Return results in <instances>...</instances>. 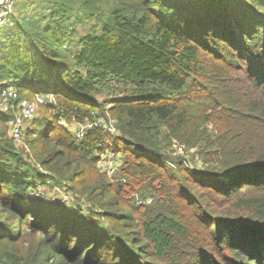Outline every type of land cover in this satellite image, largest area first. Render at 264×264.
<instances>
[{
  "label": "trees",
  "instance_id": "1",
  "mask_svg": "<svg viewBox=\"0 0 264 264\" xmlns=\"http://www.w3.org/2000/svg\"><path fill=\"white\" fill-rule=\"evenodd\" d=\"M17 11L0 81L47 104L29 152L0 111V264H264V0ZM96 119L116 132L76 136ZM110 150L114 178L98 167Z\"/></svg>",
  "mask_w": 264,
  "mask_h": 264
},
{
  "label": "built area",
  "instance_id": "2",
  "mask_svg": "<svg viewBox=\"0 0 264 264\" xmlns=\"http://www.w3.org/2000/svg\"><path fill=\"white\" fill-rule=\"evenodd\" d=\"M20 0H0V30L9 31L16 25L17 9ZM19 94L15 87L9 86L6 82L0 81V111L4 113H13L14 120L11 122L9 134L16 143L28 150L26 142V131L29 124L39 115L43 106L47 104V97L36 95L32 101L17 103ZM52 99V97H50ZM94 128H103L105 131L115 133L114 121L109 119H96L86 121L83 124L75 125L73 130L77 137L83 138L87 131ZM182 154V148L178 149ZM98 167L109 178H114L121 166V157L113 151H105L99 155ZM195 164L191 163L190 169L195 170ZM197 167V166H196ZM39 193L36 194L38 196ZM62 203L68 201L67 197L62 195Z\"/></svg>",
  "mask_w": 264,
  "mask_h": 264
},
{
  "label": "rangeland",
  "instance_id": "3",
  "mask_svg": "<svg viewBox=\"0 0 264 264\" xmlns=\"http://www.w3.org/2000/svg\"><path fill=\"white\" fill-rule=\"evenodd\" d=\"M17 14H18V11H17ZM6 32V30L5 29H3V30H1L0 31V38L3 36V34ZM44 92H42V91H37V92H35L34 93V95L36 96L37 94H43ZM34 96V97H35ZM41 112V111H40ZM40 114V113H39ZM11 126V125H10ZM29 127H32V122L29 124ZM9 131H10V129H9ZM21 149H23V150H25L26 152H29V147H28V150L26 149V148H23L22 146H19ZM203 161L199 158V161H194L193 163L194 164H196L199 168H203V163H202ZM47 194H48V196L50 195V196H52V194H51V191H47ZM60 195H62V194H60Z\"/></svg>",
  "mask_w": 264,
  "mask_h": 264
}]
</instances>
